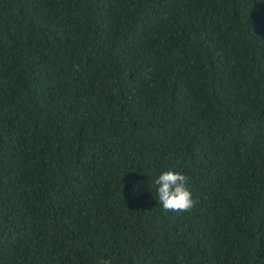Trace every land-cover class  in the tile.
Masks as SVG:
<instances>
[{"label":"trees","instance_id":"16d2710c","mask_svg":"<svg viewBox=\"0 0 264 264\" xmlns=\"http://www.w3.org/2000/svg\"><path fill=\"white\" fill-rule=\"evenodd\" d=\"M0 264H264V0H0Z\"/></svg>","mask_w":264,"mask_h":264},{"label":"clouds","instance_id":"9594fccd","mask_svg":"<svg viewBox=\"0 0 264 264\" xmlns=\"http://www.w3.org/2000/svg\"><path fill=\"white\" fill-rule=\"evenodd\" d=\"M187 182L188 177L174 170L164 171L155 179L156 193L164 211L190 212L193 209L196 201Z\"/></svg>","mask_w":264,"mask_h":264}]
</instances>
